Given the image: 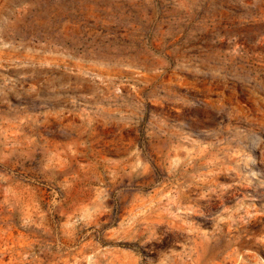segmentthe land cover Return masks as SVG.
Here are the masks:
<instances>
[{"label": "rangeland", "instance_id": "1", "mask_svg": "<svg viewBox=\"0 0 264 264\" xmlns=\"http://www.w3.org/2000/svg\"><path fill=\"white\" fill-rule=\"evenodd\" d=\"M0 264H264V0H0Z\"/></svg>", "mask_w": 264, "mask_h": 264}, {"label": "built area", "instance_id": "2", "mask_svg": "<svg viewBox=\"0 0 264 264\" xmlns=\"http://www.w3.org/2000/svg\"><path fill=\"white\" fill-rule=\"evenodd\" d=\"M116 91H118L120 94H122L123 92H122V90L121 89H117ZM104 95V94H103Z\"/></svg>", "mask_w": 264, "mask_h": 264}]
</instances>
